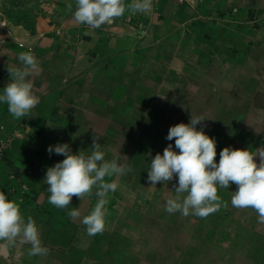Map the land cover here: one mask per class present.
<instances>
[{"label":"crops","instance_id":"0c3cea01","mask_svg":"<svg viewBox=\"0 0 264 264\" xmlns=\"http://www.w3.org/2000/svg\"><path fill=\"white\" fill-rule=\"evenodd\" d=\"M152 4L150 13L126 11L85 29L74 20L75 0H50L33 25L0 26V94L20 52L39 66L30 77L39 103L28 116L15 119L0 103V192L25 221L33 218L49 250L29 256L30 244L0 242V264H264V223L253 209L231 205L237 185L218 188L227 207L184 217L165 210L177 178L156 186L147 179L157 153L170 143L179 151L166 139L169 128L191 115L207 118L197 130L215 139L217 163L225 147L264 145V0ZM93 137L106 160L131 171L105 178L118 186L106 196L105 230L89 236L81 221L97 203L95 189L59 209L44 179L65 158L49 146L90 154ZM73 208L80 217L68 216Z\"/></svg>","mask_w":264,"mask_h":264},{"label":"clouds","instance_id":"9594fccd","mask_svg":"<svg viewBox=\"0 0 264 264\" xmlns=\"http://www.w3.org/2000/svg\"><path fill=\"white\" fill-rule=\"evenodd\" d=\"M75 4V22L93 29L113 23L126 11L131 15L147 14L153 8L152 0H132L127 5L124 0H75ZM67 9L72 11V5L68 4ZM17 59L20 67H6L11 82L3 88L0 103L7 105L13 118L21 119L28 116L39 103V98L32 91L33 82L30 79L39 66L31 52H20ZM206 119L191 115L187 124L178 123L169 128L166 139H175V148L179 151L173 150L170 143L162 155L157 153L151 159L148 182L151 186H156L158 182L167 185L174 177L177 178V186H174L176 195L166 201L165 210L169 214L180 212L184 217L194 215L201 218L219 211L221 206L227 207V203L218 195V188L228 189L234 183L237 189L232 192L231 205L238 209H253L258 222L264 223V145L254 152L225 147L220 151L217 163L215 139L208 136L203 128L197 130V125ZM47 151L65 157L46 171L44 182L50 193L49 203L65 209L73 197L81 201L92 195L95 189L97 203L81 222L86 226L89 236L103 233L106 205L109 202L106 196L109 192H115L118 186L116 182H109L105 178L124 175L131 169L120 165L117 159L106 160L96 137H93L90 154L84 150L73 153L67 143L49 146ZM67 214L70 218L81 216L78 208H73ZM18 240L21 244L31 245L29 256L48 254L49 250L42 245L33 218L29 216L25 221L20 205L0 192V242H4L7 247Z\"/></svg>","mask_w":264,"mask_h":264},{"label":"rangeland","instance_id":"374dc122","mask_svg":"<svg viewBox=\"0 0 264 264\" xmlns=\"http://www.w3.org/2000/svg\"><path fill=\"white\" fill-rule=\"evenodd\" d=\"M49 1L0 0V26L8 22L12 24H23L25 26L33 25L36 18L43 15L45 9L42 7H48Z\"/></svg>","mask_w":264,"mask_h":264},{"label":"built area","instance_id":"2783aa9c","mask_svg":"<svg viewBox=\"0 0 264 264\" xmlns=\"http://www.w3.org/2000/svg\"><path fill=\"white\" fill-rule=\"evenodd\" d=\"M170 1L172 3H174L175 5H189L192 0H170ZM196 1L197 2H203L205 0H196ZM82 27L85 28V29H93V28H90L87 25H83V24H82ZM5 149H6L5 144L0 146V158L4 155ZM10 179L13 180L14 178L10 177ZM16 182H17V186L16 187H18L20 189V191H22L24 193L29 191V187H28V185L26 183L21 182V181H16ZM10 191L12 193L13 188H11Z\"/></svg>","mask_w":264,"mask_h":264}]
</instances>
